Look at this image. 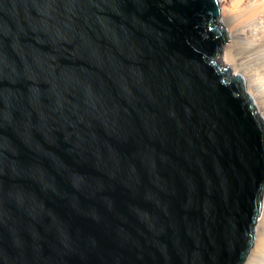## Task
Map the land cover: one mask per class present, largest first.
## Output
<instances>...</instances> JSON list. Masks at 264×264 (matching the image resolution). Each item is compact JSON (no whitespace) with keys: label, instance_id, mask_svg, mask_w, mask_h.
Instances as JSON below:
<instances>
[{"label":"water","instance_id":"1","mask_svg":"<svg viewBox=\"0 0 264 264\" xmlns=\"http://www.w3.org/2000/svg\"><path fill=\"white\" fill-rule=\"evenodd\" d=\"M218 14L0 0V264H243L264 120Z\"/></svg>","mask_w":264,"mask_h":264},{"label":"bare ground","instance_id":"2","mask_svg":"<svg viewBox=\"0 0 264 264\" xmlns=\"http://www.w3.org/2000/svg\"><path fill=\"white\" fill-rule=\"evenodd\" d=\"M215 23L226 32V40L216 58L221 66L242 78L257 113L264 120V0H217ZM254 228V244L243 264H264L263 203Z\"/></svg>","mask_w":264,"mask_h":264},{"label":"rangeland","instance_id":"3","mask_svg":"<svg viewBox=\"0 0 264 264\" xmlns=\"http://www.w3.org/2000/svg\"><path fill=\"white\" fill-rule=\"evenodd\" d=\"M226 42H228V41H225V43H226ZM225 43H223V44H225ZM260 214H261V213H260ZM259 218H260V215H259L258 219H259Z\"/></svg>","mask_w":264,"mask_h":264}]
</instances>
